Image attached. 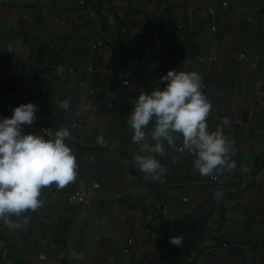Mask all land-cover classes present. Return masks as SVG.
<instances>
[{
    "label": "crops",
    "instance_id": "obj_1",
    "mask_svg": "<svg viewBox=\"0 0 264 264\" xmlns=\"http://www.w3.org/2000/svg\"><path fill=\"white\" fill-rule=\"evenodd\" d=\"M19 40L24 50L8 56L4 46ZM169 70L201 76L209 129L232 142L236 168L214 175L225 185L201 176L180 140L158 157L162 181L135 165L127 117ZM28 102L39 111L26 131L70 129L77 177L42 188L21 228L0 221V264H264V0H0V117ZM82 179L102 186L87 210L67 204ZM217 241L228 246L209 249Z\"/></svg>",
    "mask_w": 264,
    "mask_h": 264
},
{
    "label": "clouds",
    "instance_id": "obj_2",
    "mask_svg": "<svg viewBox=\"0 0 264 264\" xmlns=\"http://www.w3.org/2000/svg\"><path fill=\"white\" fill-rule=\"evenodd\" d=\"M56 71L62 74L64 67L57 66ZM60 107L67 109L69 102L61 101ZM211 109L196 71L169 70L155 88L139 92L126 120L131 139L140 148L133 156L139 171L150 181H162L167 168L158 157L165 156L166 148L174 149L177 140L182 141L181 151L193 157L192 166L201 176L235 169L231 140L221 128L209 129ZM38 111V105L28 102L13 108L10 117H0V221L9 229L22 227L18 222L22 213L42 207V188L55 184L60 189L77 177L76 153L66 143L71 137L69 128L26 131L34 125ZM97 140L105 143L103 136ZM214 196L220 200L223 193L217 190ZM169 240L180 246L183 236Z\"/></svg>",
    "mask_w": 264,
    "mask_h": 264
},
{
    "label": "built area",
    "instance_id": "obj_3",
    "mask_svg": "<svg viewBox=\"0 0 264 264\" xmlns=\"http://www.w3.org/2000/svg\"><path fill=\"white\" fill-rule=\"evenodd\" d=\"M8 2H12L16 5H23L27 0H7ZM79 4L81 6L86 5V0H78ZM225 5H227V3H225ZM216 29L215 26H212L210 28V30L214 31ZM138 32V29L135 28L133 29L130 33L131 35H135ZM105 41H99L97 43V45H95L94 47L103 45ZM24 50V42L19 40L16 41L14 43H8L7 45L4 46V52L11 57H14V54L17 51H23ZM91 71H93V68H90ZM113 70H109L110 74H113ZM116 74L118 76H122L123 72L120 69H117ZM109 105H111L109 103ZM76 116L78 117V120L76 122L73 123V127L77 126V124L79 122H81V118L80 115L78 113H76ZM176 149L178 151H181V147L180 146H176ZM264 159V158H263ZM263 173H258L255 175H252L249 179H243L244 183H246V186L249 185L250 188L255 187V185L257 183H259L262 178H263ZM211 180L214 183H218L219 185H225L227 183L226 179L223 178H219L217 176H214L211 178ZM102 186L101 183L98 180L95 179H91V180H79L73 190L69 193L68 197H67V204L69 205V207L72 208H79L82 210H87L89 207H91V205L93 204V202L96 200L99 191L101 190ZM183 200L184 202H188L189 201V196L187 195V193L183 194ZM129 244L132 243V240L128 241ZM228 244L225 242H219L217 241L216 243L212 244V246H209V249H215V250H221L225 247H227ZM46 259V255H42L40 256V260L43 261ZM194 264H202L200 261H196V263Z\"/></svg>",
    "mask_w": 264,
    "mask_h": 264
}]
</instances>
